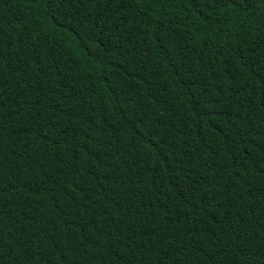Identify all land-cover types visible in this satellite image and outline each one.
Segmentation results:
<instances>
[{
	"label": "trees",
	"instance_id": "1",
	"mask_svg": "<svg viewBox=\"0 0 264 264\" xmlns=\"http://www.w3.org/2000/svg\"><path fill=\"white\" fill-rule=\"evenodd\" d=\"M0 264H264V0H0Z\"/></svg>",
	"mask_w": 264,
	"mask_h": 264
}]
</instances>
